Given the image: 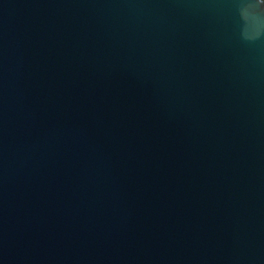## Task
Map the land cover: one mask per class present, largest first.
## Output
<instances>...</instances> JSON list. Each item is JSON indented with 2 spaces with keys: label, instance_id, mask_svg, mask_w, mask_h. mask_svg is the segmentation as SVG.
<instances>
[{
  "label": "water",
  "instance_id": "95a60500",
  "mask_svg": "<svg viewBox=\"0 0 264 264\" xmlns=\"http://www.w3.org/2000/svg\"><path fill=\"white\" fill-rule=\"evenodd\" d=\"M0 264H264V0H0Z\"/></svg>",
  "mask_w": 264,
  "mask_h": 264
}]
</instances>
